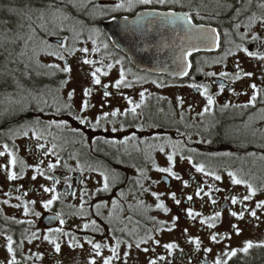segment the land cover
Instances as JSON below:
<instances>
[{
	"label": "flooded vegetation",
	"instance_id": "flooded-vegetation-1",
	"mask_svg": "<svg viewBox=\"0 0 264 264\" xmlns=\"http://www.w3.org/2000/svg\"><path fill=\"white\" fill-rule=\"evenodd\" d=\"M61 1L57 8L60 11H49H55L61 19L69 17L77 21L82 28L77 37H73L64 25L57 31L56 35L60 38L56 39L66 45L60 49L65 57L64 62L45 63L44 60L28 64L30 69H22L24 72L20 63L11 64L15 71L8 72L4 63L0 65V151L4 150L6 143L9 150L29 166L23 170L22 178L17 180H8L6 169L0 167V264H8L12 257L6 247L8 235L13 237L19 264H89L92 258H95L96 264H103V258L111 255L109 248L115 247L117 240L121 241L119 259H113L112 264H149L150 260H156L157 264H214L217 257L227 260L228 264H264V254L262 257L259 255L261 251L264 252V247H256L262 243L251 236L256 232V227L259 228L261 216H264V208H256V203L264 200V159H261L264 156V112H261L264 109V61L249 57L235 47L244 43L252 51L264 52V45L250 42L253 34L264 38V28L260 27L259 22L251 31L245 27L252 13L259 16L264 11L257 7L260 0H252L250 6L247 0H180V4L175 6H147L159 11L171 8L177 12H188L194 24L214 28L219 33V47L208 49L201 44L199 50H193L187 56L191 69L184 78H170L144 69L147 57L154 59L144 51L150 33L157 34L158 49L167 53L168 60H173L174 55L179 54L177 45L180 40L174 38L171 26L160 29L150 25L148 20L141 26L130 25L125 30V42L131 53L127 49L128 53L124 52L102 29V23H113L124 16L133 21L136 19L135 12L144 11L143 7L135 9L133 13L123 10L112 12L110 9L116 0H84L81 4L74 0L72 3L77 4L74 5L77 7L75 9L69 5V0ZM235 24L241 27L237 30ZM92 32L95 35H91ZM244 32H248V36L241 41L239 34ZM70 38L82 41L92 38L97 51L87 55L68 51ZM51 39L47 38V42L57 50L60 43L51 42ZM229 41L233 43L230 45ZM184 47H189L187 41ZM229 47L235 54L221 60ZM47 53L48 59H54ZM13 55L17 61L19 54L14 52ZM84 59L96 63L85 64ZM237 62L244 72L253 75L238 81L231 76L220 77L221 72L235 73ZM110 63L114 66L109 70L106 66ZM52 64H58L60 68L68 64L71 72L64 73L48 67ZM97 67L108 72L107 76L97 73L101 79L99 85L93 83L91 76ZM35 68H43V72L39 70V78ZM121 69L131 87H113ZM78 70L85 73L80 82L73 85L71 76L73 71ZM21 72L27 78H22ZM209 72L217 75H206ZM192 83L208 85L209 94L215 99L210 111L203 115L199 113L203 112L207 100L199 91L189 87ZM220 83L225 85L223 92L219 90ZM253 83L261 90L257 102L254 107H243L253 94V89L249 87ZM105 84L109 85L106 90L111 93L108 97L103 95ZM85 88L92 89L89 97L84 96ZM28 89L35 91V97L41 101L47 100V105L39 104L43 112L37 110V101L33 96H27ZM70 92L73 93L71 99L68 95ZM141 92L145 94V101L137 109L138 115L129 112L128 115L109 116L96 125V118L105 112L120 109L123 113L125 109H130L132 105L128 99L139 103ZM85 99L90 107L82 111ZM225 104L229 107L224 108ZM22 107L28 110L25 117H22ZM57 109L60 111L57 112ZM77 116L86 117L87 122L80 123ZM37 120L39 124H36ZM51 121H64L66 126L49 127ZM113 127L117 131L113 132ZM33 129L41 135L39 141L33 136ZM24 131H28V136L23 135ZM133 136L135 139L122 143L125 138ZM41 143L45 149L37 147ZM53 144L56 145L54 149ZM161 146L164 152L159 150ZM45 151H48L47 155ZM174 151L173 170L182 180L156 170V167L169 166L167 155ZM188 157H191V162ZM57 158L60 163L55 169L48 170V163L55 164ZM9 160L7 154L0 156V165H7L8 170L20 174V164L12 168ZM40 161H43L40 167L46 174L60 181L55 184L56 193L43 191L41 185L53 187V181L34 171V166ZM200 163L205 165L206 172H215L221 179L215 180L211 175L196 172L193 164ZM229 171L235 172L238 178L248 181L257 189V194L251 200L242 201L249 190L244 184H233L228 176ZM100 172H105L109 177L107 191H98L103 187ZM33 175H36L35 180L32 179ZM184 180L188 181L187 187L183 185ZM209 185L212 186L211 198L204 193H201L203 199L195 195L198 187L209 192ZM153 192L161 194L159 201L152 195ZM173 192L181 201L179 205L171 199ZM82 193H86L83 202ZM54 194H59V199L51 209H45L42 201ZM190 195L193 197L191 201L187 200ZM233 195L238 198L235 205L231 204L230 197ZM211 199L217 203L213 205ZM31 201L36 203L31 204ZM160 201L169 209L168 212L156 207ZM25 202H29L31 210L28 215L23 210ZM96 205L100 207L97 209ZM188 208L201 213V216L195 219L188 217ZM241 210H244L242 219L231 215L232 211L239 213ZM251 210L256 211L255 218L250 215ZM216 211L222 215L215 221V228L200 223L202 218ZM32 212H39L40 216ZM56 213L61 216L56 217ZM175 217L178 219L175 227H172ZM61 218L64 224H60ZM93 220L96 221L95 227L91 226ZM161 221L165 223L161 224ZM85 223H89L88 229L83 228ZM233 225L240 229L239 235ZM49 228H61L68 233L51 234L61 245L60 253H56L54 245L43 239L44 235L49 234ZM169 228L172 230L168 231ZM33 232L37 233L39 239L29 243L28 238ZM211 234L218 235V242L211 241ZM243 235L251 237L241 243L236 238ZM196 237L201 241L198 251L190 243V238ZM73 238L83 247H69ZM87 239L108 245L102 248V256H95ZM140 240L147 242L137 248L136 243ZM246 241L254 244L247 253L238 251L237 256L231 259L224 255L233 249H242ZM167 243H175L178 247L169 252L164 247ZM206 248L212 251L205 252ZM125 253L128 255L125 256ZM37 254H40V258ZM161 256L165 259H159Z\"/></svg>",
	"mask_w": 264,
	"mask_h": 264
},
{
	"label": "snow or ice",
	"instance_id": "snow-or-ice-1",
	"mask_svg": "<svg viewBox=\"0 0 264 264\" xmlns=\"http://www.w3.org/2000/svg\"><path fill=\"white\" fill-rule=\"evenodd\" d=\"M178 4H180V0H116V2L111 7L110 11L119 12V11L123 10V11L129 12V13H133L134 10L137 8L143 7L145 9L144 11L135 12L136 19L131 21V22H129L127 16H124L123 21H124L125 29H128L130 25L141 26V25H143L145 20H148V23L150 25L157 26L160 29H166L169 26H171L174 38L180 40V44L177 45V48L179 49V55L178 56L174 55L173 60H174V62L177 60L179 61V63L177 64V67L180 69L178 74L179 75H187L188 73L186 71V68L190 67V64L189 65L184 64V60L187 58V56H190L193 50H199V47H198L199 44H203L208 49H211L212 47H219L220 46V38H219V33L217 32L216 29L206 28L204 25L194 24L192 21V17L190 15V13H188V12H177L175 10H172L171 8H168V10H165V11H159L155 7H152V8L147 7V6H154V5H160V6L172 5V6H175ZM247 4L250 6L252 4V0H247ZM49 7L51 8L52 6L49 5ZM257 7L261 10H264V0H260V2L257 4ZM8 11L15 12L16 10L13 8H9ZM36 11H38L40 13L39 18L43 19L44 10L43 9H37ZM56 11H60V10L57 9ZM237 14L239 15V10H237ZM197 15H199V13H197ZM112 18L116 19V17H112ZM149 18H151V19H149ZM248 21H249V23L245 27L248 28L249 31H251V29L257 24V22H259V25L261 28H264V11H262L259 16L255 12L252 13V15L248 17ZM41 27L43 28V26H41ZM240 27H241L240 24H235V28L237 30ZM32 31H33V33L35 32L34 29H32ZM247 36H248V32H244V33L239 34V38L241 41H245V38ZM20 38L21 37H19V36L17 37V39H20ZM29 39H31V37H29ZM185 41H187L189 43V47L187 49H185V47H184ZM193 41H196L198 43H192ZM250 42L256 43L258 45H264V38H262L260 35L253 34L251 36ZM93 43H95V41H93ZM228 43L231 45L233 42L229 41ZM57 47L60 49H63L66 47V45L64 42H61L60 44L57 45ZM235 47L237 50L243 51L244 53H246L247 56H249V57L257 58L261 61H264V52L252 51L248 47H246L244 45V43L236 44ZM105 48H107V45H105ZM79 50L84 52V53H87L89 51L87 48H82ZM92 51L95 52V51H97V49L93 48ZM47 54L51 55V56H56L60 60L65 59L64 55L59 51H51V52H48ZM70 54H71V52H70ZM234 54L235 53L232 51V48L229 47L225 51L224 56L221 57V60L226 59L227 56L234 55ZM83 63L93 65L96 63V61L90 60V59H84ZM117 63H122V61H117ZM113 66L114 65L110 63V64H107L106 67L110 70L113 68ZM48 67L53 68V69H58L59 71H62L64 73H70L71 72V67L68 64H65L63 66V68H60V66L58 64L48 65ZM236 68H237V71L235 73L221 72L219 75H220V77L231 76L234 81H238V80L242 79L243 77H251L253 75V73H251V72H244L240 68V65L238 62L236 64ZM97 73H101L102 75L107 76L108 72L103 71L102 68H100V67H97L91 73V76L93 78V83L96 85H99V84H101V79H100V76L97 75ZM206 75L216 76L217 74L215 72H209V73H206ZM139 79H142V78H139ZM152 82L156 83V81H152ZM62 83H67V81H62ZM122 85L125 87H131L132 86L131 83L126 80V74L123 71V69H121L120 74H119V79H117L115 81V84L113 85V87L119 89ZM108 87H109V85H107V84L103 85V88L105 89V91L103 93L104 97H108L111 95V93L106 90ZM189 87H192V88L196 89L197 91H199L200 94L202 96H204L207 100V105L205 106L203 112L199 113V115H203L204 113L209 112L210 106L215 104L214 97L211 94H209V86L205 85V84L192 83L189 85ZM249 87L251 89H253V94L251 95L248 104L244 105L243 107H248V106L254 107L256 102H257L258 95L261 91L257 87V85L254 83L251 84ZM224 88H225V85L223 83H220L219 84L220 92H223ZM91 92H92L91 88H85L84 89V96L89 97L91 95ZM68 95H69V99H71L73 93L70 92ZM140 97H141V99H140L139 103H134L131 99H128V103L130 105H132V107L130 109H125V111L123 113H121L120 109H115L111 113H108V112L103 113L102 116H99L96 118V125L98 126L100 124L101 120H107L109 116L116 117L118 115H128L129 112L132 113L133 115H138L137 109H139L144 104V101H145L144 92L140 93ZM33 99L37 101V110L43 112L44 109L42 107H39V104L42 102L45 105H47V100L41 101L40 99H38L35 96L33 97ZM181 103H183L182 100H181ZM89 107H90V104H89L88 100L85 99L83 101L81 110L86 111ZM223 107L227 108V107H229V105L225 104ZM59 111L60 110L57 109V112H59ZM261 112H264V109H261ZM262 118H264V117H262ZM76 119H78L80 123H86L87 122L86 117L77 116ZM39 123H40V121L37 120L36 124H39ZM48 126L49 127L55 126V127L59 128L61 126H66V122H64V121H59V122L51 121V122H49ZM32 131H33V136L35 137V139L37 141H39L41 139V135L37 134L35 129H33ZM73 131H76V130H73ZM112 131L115 132V131H117V129L115 127H113ZM23 135L28 136V131H24ZM128 139H135V136H133L131 138H125V140L122 141V143H127ZM37 147L39 149H45V145L42 143L38 144ZM52 147L54 149L56 147V145L53 144ZM3 149H4L3 151H0V156H4L5 154H7L10 157L8 164H10L12 166V168H15L18 163L21 166V172H20V174H18L16 171L8 170L7 165H0V167H4L7 171V179L8 180L21 179L23 176V170L29 166L26 165L23 160L18 159L16 153L14 151H10L9 147L6 143L3 145ZM159 150L161 152H164V147L161 146ZM44 154L47 155L48 151H45ZM250 155H254V153L250 154ZM175 156H176L175 151L172 152L171 154H168L167 160L169 162V166L168 167H156V170L161 172V173H166L169 177L174 178L176 180H182L181 176L178 175V173L173 170L174 165H175V159H174ZM183 158L184 157H181V159H183ZM188 159L191 162V157H188ZM261 159H264V156H262ZM59 163H60V160H59V158H57V161L55 164H53L51 162L48 163L47 169L53 170L56 168L57 164H59ZM40 164H43V161H40L37 165L34 166V171L37 174H39L40 176H43L45 179L53 181V187H45V186L41 185V187L43 188V191L46 193L47 192L56 193L55 184H58L60 181L57 178H55L54 176L47 175L45 170L40 167ZM78 167H79V165H78ZM193 167L195 168L196 172L204 173L205 175H211L214 177L215 180L221 179L220 175L216 174L215 172H206L205 171V165L202 163L193 164ZM100 175L103 177V187H102V189H98V191H100V190L107 191L109 189V182H108L109 177L105 172H100ZM228 176L231 178L233 184H235V185L244 184L247 186V188L249 190L248 195L243 196L242 201H249L252 199V197H254L257 194V189L254 188L253 185L251 183H249L248 181L238 178L235 172L229 171ZM32 179L35 180L36 175H33ZM81 182H83V181H81ZM183 185L185 187H187L188 181L184 180ZM69 187H71V185H69ZM211 191H212L211 185H209V192H204L203 188L198 187V189L195 192V195L197 197H200L201 199H203V197L201 196V193H204V195L209 196L211 198ZM216 191H220V189H216ZM85 194L86 193L81 194L82 202H83V197ZM25 195H26V193H25ZM152 195L155 196L158 201L160 200L161 194L153 192ZM17 199H20V197H17ZM58 199H59V194H54V195H52V197L50 199L42 201V206L45 209H51L53 203ZM171 199L177 205H179L181 203L180 199H177L176 194L174 192L171 193ZM192 199H193V197L191 195L187 197V200H189V201H191ZM230 199H231V204L235 205L238 203V198L235 195L231 196ZM4 203L7 204L8 201L5 200ZM30 203L35 204L36 202L31 201ZM211 203L213 205H215L217 203V201L215 199H211ZM28 204H29V202L24 203L23 210H24L25 215H28L29 212L31 211L30 208L28 207ZM113 204H115V201L113 202ZM17 207H19V205H17ZM96 207L98 209L100 207V205H96ZM156 207L163 209L165 212L169 211V209L165 206V204L162 201H160L156 205ZM81 208H83V203L81 204ZM256 208L257 209L264 208V200L258 201L256 203ZM32 214L37 216V217L40 216L39 212H32ZM221 215H222L221 212L216 211L213 215L202 218L200 220V223L202 225L207 224V226L209 228H215L216 227L215 221H218L220 219ZM231 215L233 217H237L238 219H242L244 216V210H241L239 213L232 211ZM250 215L255 218L257 216V213L255 210H251ZM59 216H61V214L56 213V217H59ZM187 216L192 218V219H195L197 216H201V213L193 211L192 208H188L187 209ZM177 219H178V217L173 218L172 227H175V221ZM59 222H60V224H64L65 221L61 218ZM18 223H25V221H18ZM26 223L30 224L32 222L26 221ZM160 223L164 224L165 222L161 221ZM89 226H90L89 223H85L83 225V228L88 229ZM91 226L92 227L96 226L95 220L91 221ZM233 228L236 230L237 235H239L240 229L236 225H233ZM171 230H172L171 228L168 229V231H171ZM185 232H187V229H185ZM48 233L49 234L44 235L43 239L54 245V251L56 253H60L61 245L58 242V239L52 238L51 234L56 233V234L68 235V233H64L63 229H61V228H49ZM34 239H39V236L37 235L36 232H33L31 234V236L28 238V242L31 243L32 240H34ZM148 239H151V237H148ZM210 239L213 242H218V235L217 234H211ZM6 241H7V245H6L7 252L12 254V257L8 261V264H19V262L16 259L15 249L13 247V244H14L13 237L11 235H8L6 237ZM86 242L91 245L95 256H102V252H101L102 248L108 247L107 244H101L98 242H93V240H91V239H87ZM146 242H147V240H140L136 243V247L139 248L141 243H146ZM22 243H23V241H21V244ZM156 243L158 244L159 241H156ZM190 243H193L195 245V248L197 251L200 249L201 241L198 237L190 238ZM120 244H121V241L117 240L115 247L109 248L111 255L103 258V264H112L113 259H119L118 249L120 247ZM255 246L256 247H264V243L257 244ZM69 247H83V245L77 243L75 241V238H73L69 243ZM128 247L131 248V244H129ZM164 247H165V249L169 250V252H171V250L176 249L178 247V245L175 243H167L164 245ZM253 247H254V244L252 241H246L245 245L242 249H233L230 252H225L224 255L227 256L229 259H231L232 257L237 256L238 251L247 253L249 251V249H251ZM144 251L147 252L148 249L145 248ZM204 251L205 252H211L212 250L210 248H206ZM127 255H128V253H125V256H127ZM37 257L40 258V254H37ZM159 259L163 260V259H165V257L161 256ZM89 264H96L95 258H92L89 261ZM149 264H157V262H156V260H150ZM214 264H228V262H227V260H221L219 257H217L216 260L214 261Z\"/></svg>",
	"mask_w": 264,
	"mask_h": 264
},
{
	"label": "trees",
	"instance_id": "trees-1",
	"mask_svg": "<svg viewBox=\"0 0 264 264\" xmlns=\"http://www.w3.org/2000/svg\"><path fill=\"white\" fill-rule=\"evenodd\" d=\"M72 1L69 0V5L73 7V9L77 8L73 4ZM76 3L79 2V0H75ZM83 2L80 1L81 4ZM78 3V4H79ZM62 4L61 0H51L50 2H47L46 0H0V24L3 23L4 26H6L8 29L12 32V35H8L5 33L6 31H0V65L1 63H4L5 66H7V72L8 70L15 71V68H11V64L14 63H20L21 70L26 69L29 70L30 68L27 67L28 64H34L43 62L42 57L46 54L40 53V51L36 54H33L35 50L31 49H25L23 44L24 36L27 35L28 30L34 29L37 33H39L40 37L47 42L48 35L43 33V28L41 26H44V18H46L45 14L47 11L51 10L49 5H51L53 10H57V8ZM47 7V8H46ZM75 7V8H74ZM9 8H13L16 11L10 12L8 11ZM37 9H43L44 10V17L43 19H40V13L36 11ZM72 9V8H69ZM14 21V25H11ZM21 25V26H20ZM8 31V30H7ZM9 33V32H8ZM21 37L20 39H17V37ZM48 43V42H47ZM16 52L19 54L18 60L16 61L13 53ZM37 78H39V70H42L43 68H35ZM38 70V71H37ZM22 72H24L22 70ZM21 72V73H22ZM1 78V77H0ZM22 78H27L22 73ZM27 92V91H26ZM37 95L35 91H32L31 89H28L27 96L28 97H34ZM28 110L26 107H22V117L27 116ZM264 252H260L259 255L262 257Z\"/></svg>",
	"mask_w": 264,
	"mask_h": 264
},
{
	"label": "rangeland",
	"instance_id": "rangeland-1",
	"mask_svg": "<svg viewBox=\"0 0 264 264\" xmlns=\"http://www.w3.org/2000/svg\"><path fill=\"white\" fill-rule=\"evenodd\" d=\"M82 1V0H79V2ZM84 1V0H83ZM53 10V9H51ZM60 10V9H59ZM46 18H44V26H43V30L42 32L45 33V34H49L48 35V38H60V36L56 35L57 34V31L60 30V27L62 25H64V27L66 29H68L72 34H73V37H77V33L78 31H81L82 28L79 26V23L77 21H74L72 19H70L69 17L67 19H61L60 17H57L56 16V12L55 11H47V13L45 14ZM14 21L12 22L11 25H14L13 24ZM21 26V25H20ZM8 30V31H7ZM10 30H13L12 29H8L6 26H4L3 23L0 24V31H6L5 33H7L8 35H12V32ZM9 32V33H8ZM91 35H95V32H92L90 33ZM40 34L37 33L36 31L33 33V31L31 30H28L27 32V35L24 36V39H23V44H24V47L25 49H33L35 50L34 52H32L33 54H36L40 51V53L42 54H46L47 51H59L61 52L62 50H60V48H58L57 50L56 47L52 46L51 44L47 43L44 38L42 39L40 36ZM29 37H31V39H29ZM93 41L95 40H92V38L88 39L87 41L86 40H80V39H76V40H72V38L69 39V46L70 49L68 48V51H72L74 50V52H76V54L78 55H87L88 53H92L93 51V48H96L97 49V46H96V43H93ZM2 43V41H0ZM82 48H87L89 51L87 53H84L82 51H80L79 49H82ZM67 50V49H66ZM54 59H48L47 58V55L43 56L42 57V61L45 60V63L47 62H64V60H56L57 57L53 56ZM85 73V71H81V70H78V71H73V74L71 76V79H72V83L73 85H76L80 82V79L82 77V75ZM259 228L256 227V232H254L253 236L254 239L257 238L260 243H264V216H261V220H260V223H259ZM251 236H248V235H243L241 237H238L236 238L239 242H243L245 241L246 239H248L249 237ZM235 239V240H236ZM236 244L239 242H236L234 241Z\"/></svg>",
	"mask_w": 264,
	"mask_h": 264
},
{
	"label": "water",
	"instance_id": "water-1",
	"mask_svg": "<svg viewBox=\"0 0 264 264\" xmlns=\"http://www.w3.org/2000/svg\"><path fill=\"white\" fill-rule=\"evenodd\" d=\"M102 29L104 30L105 33H107L110 37L114 39L115 43L118 46H120L124 52L128 53L127 52L128 50L129 53H131L130 50L127 49V43L125 42L126 41L125 39H127V36H126L127 33L125 32L126 29L124 27L123 19L116 20L113 23L104 22L102 23ZM146 40H148V42L144 46V51L147 52L149 55H151L154 59H152L151 57H147L148 59L144 62L145 71L149 73H153V74L167 75L170 78H184L186 76V75L178 74V72L180 71V69L177 67V64L179 63L178 60L175 62L174 60H168L166 58L167 53H163L160 51V49H158L159 45L157 46L156 42L159 40V38L156 33L155 34L150 33L148 37L146 38ZM51 42L61 43L60 40L55 39V38L51 39ZM202 45L199 44L198 47L201 48ZM203 47L206 48L204 45ZM178 55L179 54H176L175 56H178ZM160 56H161L162 61L160 60ZM184 64L185 65L190 64L187 58L184 60ZM190 69H191V65L190 67L186 68L187 73H189Z\"/></svg>",
	"mask_w": 264,
	"mask_h": 264
}]
</instances>
